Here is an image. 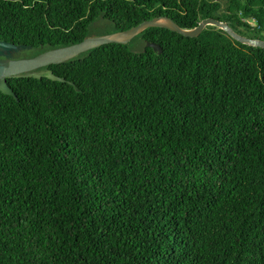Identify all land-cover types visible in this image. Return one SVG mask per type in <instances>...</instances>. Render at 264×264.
I'll use <instances>...</instances> for the list:
<instances>
[{"label":"trees","instance_id":"trees-1","mask_svg":"<svg viewBox=\"0 0 264 264\" xmlns=\"http://www.w3.org/2000/svg\"><path fill=\"white\" fill-rule=\"evenodd\" d=\"M163 15L264 41V0H0V40L36 57ZM138 37L162 52L106 45L0 90V264H264V49Z\"/></svg>","mask_w":264,"mask_h":264},{"label":"water","instance_id":"water-1","mask_svg":"<svg viewBox=\"0 0 264 264\" xmlns=\"http://www.w3.org/2000/svg\"><path fill=\"white\" fill-rule=\"evenodd\" d=\"M209 25H216L224 29L231 38L243 45L264 49L263 40L250 39L237 34L226 21L210 17L204 19L197 27L185 29L176 23L171 17L165 15L145 20L137 26L124 31H118V33L88 37L82 42L63 46L58 49H52L33 58L16 57V55L25 56L24 54L27 52L30 53L34 51L33 46L15 45L0 40V90L7 95L16 96L8 81L9 79L20 77L41 79L46 76L55 81L66 82L67 80L64 77H60L56 75L52 69L46 68L51 65L67 62L85 52L93 49L96 50L106 45H128L149 27L167 28L186 38H198ZM147 47L152 48L155 52H162V49L158 44L148 42Z\"/></svg>","mask_w":264,"mask_h":264},{"label":"rangeland","instance_id":"rangeland-1","mask_svg":"<svg viewBox=\"0 0 264 264\" xmlns=\"http://www.w3.org/2000/svg\"><path fill=\"white\" fill-rule=\"evenodd\" d=\"M113 29V25L104 19H99L93 26L91 29V35L92 36H104L107 35L109 33L110 30ZM147 46V43H145L143 41V39L141 37L136 38L135 40H133L130 43V48L134 51V52H141L145 49V47ZM29 52H27L24 55H28ZM20 57V55H18ZM17 57V55H16Z\"/></svg>","mask_w":264,"mask_h":264},{"label":"flooded vegetation","instance_id":"flooded-vegetation-1","mask_svg":"<svg viewBox=\"0 0 264 264\" xmlns=\"http://www.w3.org/2000/svg\"><path fill=\"white\" fill-rule=\"evenodd\" d=\"M23 57H25V56H23V55H20V58H23ZM27 58H31V57H27ZM33 58V57H32Z\"/></svg>","mask_w":264,"mask_h":264}]
</instances>
